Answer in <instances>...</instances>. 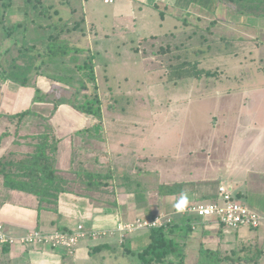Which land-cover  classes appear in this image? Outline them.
I'll return each instance as SVG.
<instances>
[{
    "label": "rangeland",
    "instance_id": "374dc122",
    "mask_svg": "<svg viewBox=\"0 0 264 264\" xmlns=\"http://www.w3.org/2000/svg\"><path fill=\"white\" fill-rule=\"evenodd\" d=\"M44 1L57 12L54 16L55 22L66 21L75 16H85L87 36L82 44L87 45L96 56L97 83L102 93L101 99L106 102L104 109L107 119L106 133L102 132V134L107 138L106 144L100 146L97 142H92L93 139L90 136L92 132H89L85 140L79 136L75 137L77 140L73 141V149L85 147L90 150L89 157L98 158L100 167L104 166V169L110 167L114 178L107 182L110 188L106 187V189L111 190L112 186L115 189L120 182L129 184L133 180L144 181L140 177L135 178V175L145 174L150 178V170L161 173L164 168L175 169L189 166L191 163L205 164L206 156L211 166L214 164L210 158L214 157L217 148L216 140L225 141L238 135L236 120L227 109L236 106L240 100V94L225 97L219 108V98H216V93L225 89L264 92V59L252 62L240 57L219 56L218 54L222 51L231 52L233 47L230 42L220 41V35L216 34L214 24L211 26L215 19L210 16L203 20L192 17L186 19L188 23H185L183 20L178 22L176 18L170 16L171 14L161 16V12L167 9L160 3V7L153 10L137 9L133 14L132 5L119 9L118 4H105L103 0ZM201 4V1H196L197 6ZM25 5L26 0H14L13 6L16 12L7 16V22L24 21ZM208 27H210L209 30ZM172 45L178 47L167 53L168 46L172 47ZM145 46L146 49H144ZM162 48L165 50L161 52ZM185 51L189 52V60H199L201 63L199 69L220 73L224 71L227 75L169 81L165 75L164 66L170 62H178L179 53ZM40 79L45 78L39 77L38 85ZM40 84L45 93L52 92L56 97H70L73 94L72 90L48 80ZM10 85H4L6 92L12 90ZM256 100L252 98L254 103ZM72 111L74 110L65 106L54 119L55 127L60 128H54L55 133L66 143L67 150L63 152L62 157L67 158L72 151L69 143L70 132L81 130L84 126L78 120L72 119V115L68 118ZM69 121H73L75 125L66 131L63 125ZM20 122V120H13L10 123L12 132L10 137L13 140L14 135L17 138L19 135L28 133V128L24 129L26 121ZM4 123L8 124L7 121ZM6 126L3 128L5 129ZM1 132L2 128H0V134ZM16 138L15 141H18ZM19 141L21 145L14 147L16 151L21 153L30 150V146H26L21 139ZM5 147L0 152V157L8 152ZM60 167V171L68 179H75L74 171L78 170L75 165L65 161L60 164ZM90 167L94 170L93 165ZM210 173H212L211 169ZM153 177L158 178L156 174ZM2 181L0 177V202L16 200L25 203L23 193H12L14 191L11 192L9 187L2 184ZM193 181L199 184L196 179ZM78 183V186H71V189L83 188L80 182ZM24 196L26 197V194ZM105 198L116 201L117 194L115 193L113 197L106 195ZM27 199L31 197L27 196ZM206 202L211 200L203 201V203ZM164 213L171 212L164 211ZM202 229L198 227L186 244L185 264L198 263L202 246L206 250L214 249V246L208 248L202 244L207 237ZM227 231L231 232V230ZM147 244L142 245V248H145ZM241 244L234 248L229 244H223L221 248H218V253L229 255V260L224 264H235V260L238 259L234 251ZM115 260L119 262L121 260L122 264L140 263L137 257L130 256L124 261L119 257ZM104 264L109 263L104 262Z\"/></svg>",
    "mask_w": 264,
    "mask_h": 264
},
{
    "label": "crops",
    "instance_id": "0c3cea01",
    "mask_svg": "<svg viewBox=\"0 0 264 264\" xmlns=\"http://www.w3.org/2000/svg\"><path fill=\"white\" fill-rule=\"evenodd\" d=\"M196 1H201V6H197ZM222 1L116 0L114 4H118L119 9L132 5L133 14H135L137 9L140 11L153 10L160 7V3L167 9L162 12L165 15L171 14L170 16L176 18L178 22L192 17L203 20L210 16L215 19L214 30L216 34L220 35V41L230 42L233 47L229 53L220 51L219 56L229 55L232 58L240 57L245 61L251 60L252 62L264 59V37H262L264 35V14L259 17L237 15L230 11ZM129 16L134 19L131 15ZM221 73H223L222 76L227 75L224 71ZM40 80V83H46L48 79ZM40 83L38 87L43 90ZM237 90L225 89V91L221 90L216 93V98H219V108L225 97L229 98L227 96L240 94V100L233 107L235 109H227L236 120L235 126L238 135L225 141L216 140L217 148L214 157L210 158L214 164L210 163L211 166H209L206 156L204 157L205 164L191 163L189 166L175 169L164 168L161 173L150 170V178L145 174H141L144 177H141L140 174L135 175V178L140 177L147 184L140 179L139 181L133 180L129 184L118 183L115 186L117 203L114 208L96 206L87 198L78 197L72 193H62L59 199L61 219L58 222H56L55 216L50 213H39L31 196V199H27L28 195L25 197L23 192L15 190L12 192L11 190L12 193H23L25 203L16 200L0 202V225L10 236L19 238L34 229L45 233L56 230L75 231L80 225L89 231H104L107 234L106 237L98 239L90 237L83 239L72 253L62 249L31 247L17 243L10 247V253L7 256L9 264H104V262L122 264L121 260L119 262L115 259L119 257L124 261L128 256L137 257L136 254L148 246L150 232L143 230L123 237L115 232L119 223H131L139 218L150 219L160 212H172L180 205L203 203L208 199L213 201L217 197L219 186L223 183L232 187L236 199L264 215V92ZM34 92L33 88L26 87L6 92L5 86H3L0 89V114L13 115L28 109L38 111L40 108L32 105ZM252 98L257 99L255 103ZM64 107L58 109L52 120L55 129L60 128L55 127L54 119ZM104 109L106 133L107 119ZM70 116L83 123L84 126L81 128L90 125V121L75 110L69 114L68 118ZM61 125L63 124L61 123ZM74 125L73 121H69L63 126L68 131ZM24 129L26 130L25 124ZM79 130L70 132V146H73V141L77 140V138L75 139L77 136L74 135ZM243 130L244 133H242ZM22 141L25 143L24 140ZM62 143L64 146L62 152L65 153L66 143ZM7 147L8 145L5 148L8 149ZM2 150L3 148L0 149V152ZM65 158L67 159L65 156L62 157L64 162ZM210 169L212 173H210ZM154 174L158 178L153 177ZM193 179H196L199 184L195 183ZM172 184H181V186L173 189L169 194H159L160 186ZM200 227L207 235L204 243L202 242L206 247L214 246L213 248L218 249L223 244H229L234 248L240 243L252 242L255 254L262 251L256 264H264V229H224L214 220L208 221ZM227 230H231V232ZM146 244L147 246L142 248V245ZM96 247H99L98 250L92 254V249ZM2 259L3 245L0 244V264H2Z\"/></svg>",
    "mask_w": 264,
    "mask_h": 264
},
{
    "label": "trees",
    "instance_id": "16d2710c",
    "mask_svg": "<svg viewBox=\"0 0 264 264\" xmlns=\"http://www.w3.org/2000/svg\"><path fill=\"white\" fill-rule=\"evenodd\" d=\"M13 1L0 0V89L5 84H11L12 90L20 87L33 88L35 94L32 105L40 109H28L13 115L0 114V149L8 145V154L5 152L0 157L2 182L12 191L31 196L37 211L52 214L56 222L61 219L59 199L62 193L87 198L96 206L114 208L117 202L105 198L106 195H115L113 186L111 190L106 189L110 186L107 182L113 180L114 173L110 167H100L98 158L89 157V149H73L71 146L72 151L65 161L77 167L78 170L74 171L75 179H68L60 171V164L64 162V140L56 135L52 122L58 109L67 106L80 112L90 121L89 126L79 130L74 136L85 140L86 135L92 132L89 134L92 142L95 141L100 146L106 144V137L102 134L105 132L103 109L106 102L101 99L97 83L96 56L87 45L82 44L87 36L85 16L55 22L54 16L57 12L44 0H26L25 20L8 23L7 16L16 12ZM222 3L237 15L259 17L264 14V0H223ZM162 14L164 13L161 12V16ZM184 22L188 23L186 19ZM177 47L168 46L166 52L170 53ZM164 50L162 48L161 52ZM179 54L178 62H170L164 66L169 81L201 79L223 74L214 70L199 69L201 63L199 60H189L188 51ZM41 76L72 90L73 94L70 97H56L52 92L45 93L37 84V79ZM13 120H20V123L26 121V129L28 128L25 135H17L18 141H15L16 135L14 140L11 138L10 123ZM19 138L25 141L26 146L31 147L30 150L20 153L14 149L21 145ZM92 165L94 170L90 167ZM78 182L83 188L71 189V186H78ZM180 186L181 184L162 185L158 191L159 194L165 195ZM195 231L197 230L191 222L183 219L175 221L171 226L149 230L148 246L136 254L139 264H185V247ZM10 247L12 246L8 244L3 245L2 264H9L7 256ZM98 248L92 249L91 253ZM218 252L217 248L206 250L202 246L197 264H224L229 260L228 254L222 255ZM260 252L254 253L252 242L242 243L234 251L238 259L235 264H256L258 257L262 255Z\"/></svg>",
    "mask_w": 264,
    "mask_h": 264
},
{
    "label": "built area",
    "instance_id": "2783aa9c",
    "mask_svg": "<svg viewBox=\"0 0 264 264\" xmlns=\"http://www.w3.org/2000/svg\"><path fill=\"white\" fill-rule=\"evenodd\" d=\"M104 3L114 4L115 0H104ZM177 219L191 222L194 229L212 220L225 229H264V215L250 209L236 199L232 187L223 183L218 188L216 199L211 202L180 205L168 214L162 212L150 219L139 218L131 223H119L115 232L124 237L143 230L170 226ZM106 234L104 231L89 232L83 225H80L73 232L55 231L45 233L35 229L22 237L16 238L8 235L3 226L0 225V244L13 246L20 243L31 247L62 249L72 253L83 239L87 237L98 239L106 237Z\"/></svg>",
    "mask_w": 264,
    "mask_h": 264
}]
</instances>
